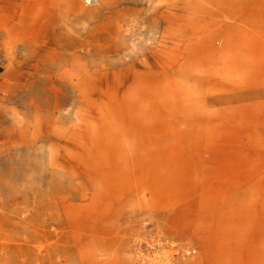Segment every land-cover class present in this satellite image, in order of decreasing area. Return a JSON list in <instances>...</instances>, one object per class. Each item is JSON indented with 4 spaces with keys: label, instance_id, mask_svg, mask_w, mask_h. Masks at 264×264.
Instances as JSON below:
<instances>
[{
    "label": "rangeland",
    "instance_id": "obj_1",
    "mask_svg": "<svg viewBox=\"0 0 264 264\" xmlns=\"http://www.w3.org/2000/svg\"><path fill=\"white\" fill-rule=\"evenodd\" d=\"M245 15L246 37L264 43V0ZM210 59L200 73L155 77L188 91L175 117L165 104L124 109L132 91L116 102L106 92H55L40 76L16 83L0 55V264H230L212 223L263 236L264 182L248 176H264V144L253 157L218 142L224 120L212 112L247 96L223 93L240 77L223 57ZM219 182L221 199L212 196Z\"/></svg>",
    "mask_w": 264,
    "mask_h": 264
},
{
    "label": "bare ground",
    "instance_id": "obj_2",
    "mask_svg": "<svg viewBox=\"0 0 264 264\" xmlns=\"http://www.w3.org/2000/svg\"><path fill=\"white\" fill-rule=\"evenodd\" d=\"M187 1L0 0V55L8 63L7 76L16 83L40 76L55 92L61 86L78 92L112 93L110 98L116 102L132 91L126 100L130 106L124 101V109L134 113L139 105L154 108L158 103L173 107L171 113L180 117L188 108V91L174 89L170 83L162 86L155 77L170 76L179 69L206 71L208 60L218 55L240 77L239 85L225 87L223 93L247 96L246 103L212 112L224 120L218 142L230 148L255 149L250 153L255 157L264 144L260 132L264 128V43L247 38L244 29L247 21H253L245 15V7L251 2L258 8L262 0ZM206 2H212L217 12L202 7ZM180 99L187 101L181 104ZM59 106L57 100V111ZM150 114L154 119L163 116L153 110ZM262 175L250 172L248 178L264 182ZM256 186L264 188V184ZM220 187L212 191L213 197L222 198ZM217 204L225 208L224 202ZM218 220L212 228H223L217 236L226 240L221 243L218 238L215 245L229 248V253L221 254L224 260L264 264V233L238 232Z\"/></svg>",
    "mask_w": 264,
    "mask_h": 264
}]
</instances>
